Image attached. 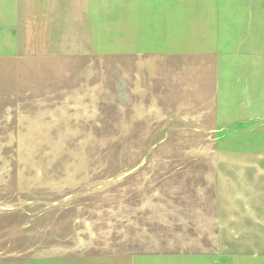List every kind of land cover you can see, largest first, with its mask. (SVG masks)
I'll list each match as a JSON object with an SVG mask.
<instances>
[{
	"label": "rangeland",
	"instance_id": "obj_1",
	"mask_svg": "<svg viewBox=\"0 0 264 264\" xmlns=\"http://www.w3.org/2000/svg\"><path fill=\"white\" fill-rule=\"evenodd\" d=\"M44 238L264 264V0H0V264Z\"/></svg>",
	"mask_w": 264,
	"mask_h": 264
},
{
	"label": "crops",
	"instance_id": "obj_2",
	"mask_svg": "<svg viewBox=\"0 0 264 264\" xmlns=\"http://www.w3.org/2000/svg\"><path fill=\"white\" fill-rule=\"evenodd\" d=\"M45 201H50V200H45ZM53 203H56V202H53ZM44 205H47V208L49 210L56 211L57 214L59 212H60V214H63L68 208L72 207L73 204H71L70 202H65V203H62V204L61 203L52 204V203H49V202H45ZM60 216H64V215H60ZM76 220L77 219L73 220L74 223H75ZM66 232L67 233L64 235V237H66L67 240H69V241L70 240L73 241L74 237H88V236L89 237H93L92 235H96V233L92 232L90 229H88V231H87L88 233H85V235H83L82 233H79V232H74L73 233V232H70V230L66 231ZM46 237H57V236L56 235H47ZM51 239H53V238H51ZM47 240H48L47 238H44V239H41V240H37V242H43L45 245H47V249L48 250H46V247H44V248L43 247H39L38 248L41 251V254H40L39 257L38 256L36 257L37 258L36 260H34L36 263H38V264H51L52 261H56L55 259H56L57 256L58 257L59 256H63V255H57L56 253L66 254V256L68 258L61 257V260L64 263H66V264H70L69 259L74 260V259L77 258L76 257V252H78V251H76V249H74V248L70 249V248H64V247H61V248L58 249V248L54 247L53 245H51V243H48ZM44 249H45V251H43ZM67 249H68V251H67ZM50 250H52V253H51ZM56 250H60V251H56ZM112 251H118L117 254H114L116 256H113V254H99L98 256L91 255L89 260H100V261L105 262V261L116 259V258H119V257L122 258V256H124L122 254L118 255L119 252L122 253L124 251L123 249H117V250H112ZM88 256H90V255H88ZM95 263H97V262H93L92 264H95Z\"/></svg>",
	"mask_w": 264,
	"mask_h": 264
}]
</instances>
